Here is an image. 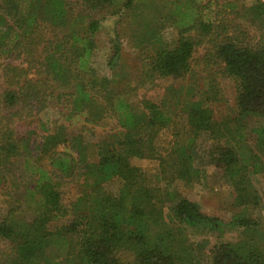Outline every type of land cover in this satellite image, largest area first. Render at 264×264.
<instances>
[{
  "label": "trees",
  "instance_id": "1",
  "mask_svg": "<svg viewBox=\"0 0 264 264\" xmlns=\"http://www.w3.org/2000/svg\"><path fill=\"white\" fill-rule=\"evenodd\" d=\"M135 1L0 0V57L20 61L0 64V187L5 199L18 202L14 197L21 189L17 174L29 176L34 186L27 197L36 212L30 222H17L14 208L0 217V264H47L46 253L53 246L63 248L65 260L75 264H200L198 244L189 240L186 228L213 231L217 220L182 198L177 187H189L201 178L195 167L201 142L207 144L203 154L208 166L232 187L236 205L247 207L256 200L246 175L249 162L240 165L231 141L243 140L249 130L264 153V44H242L227 34L226 26L215 25L204 13L218 0H207L205 12L189 0L185 11L177 8L170 15L177 35L170 43L156 41L154 49L142 53L137 78H125L117 90L114 81L92 65L96 35L106 10L119 9L112 13L118 14L120 7L130 10ZM248 11L255 19L264 17V0ZM205 43L211 45L207 60L222 65L217 79L235 87V136L213 120L209 104L219 101L221 94L212 79L204 100L182 106L175 96L171 104L181 103L179 112L165 102L137 97L161 79L189 76L193 54ZM111 45L107 65L113 71L121 55L117 33ZM30 73L40 78L34 80ZM52 98L66 122L80 115L93 127L114 120L109 140L93 145L88 153L91 144L83 145L81 137L65 134L66 126L57 125L43 138L33 163L23 152L15 127L45 111ZM165 128L171 131L170 149L158 156L159 172L151 180L130 161L153 157L154 140ZM60 145L76 156L54 155L45 169L41 161ZM67 179L80 182L79 195L69 204L64 203L61 190ZM113 182L119 187L112 192ZM167 206L170 222L164 215ZM238 225L255 227L256 223L243 219ZM209 254L210 264H264L262 252L242 244L213 245Z\"/></svg>",
  "mask_w": 264,
  "mask_h": 264
},
{
  "label": "rangeland",
  "instance_id": "2",
  "mask_svg": "<svg viewBox=\"0 0 264 264\" xmlns=\"http://www.w3.org/2000/svg\"><path fill=\"white\" fill-rule=\"evenodd\" d=\"M191 1V0H190ZM207 0H193L196 9L204 10L203 4ZM258 0H218L212 1L204 14L211 16L215 25L226 26L227 34L231 37L239 38L242 44L251 46H262L264 44V17L255 19L248 9L257 3ZM262 1V0H261ZM189 0H136L130 10L112 14L116 11L110 8L105 11V21L101 23V29L96 35V49L92 58V65L98 73L108 76L114 81L117 90L122 88L123 80L126 78L135 80L140 73V55L155 48V43H170L177 35L175 27L171 23L170 15L177 8L185 11ZM199 13V11H198ZM156 30V35H153ZM115 33L118 34L121 44V55L118 66L115 70L108 68V62L112 54L111 40ZM226 34L223 35L225 37ZM154 37V38H153ZM220 38L219 40L223 39ZM218 40L217 38H215ZM211 53V45L205 43L196 48L190 66L191 73L184 79H161L155 86L146 91L137 93V97H143L155 103L162 101L167 105H172L173 98L178 95L182 104L174 106L175 112L181 111L186 101L197 102L199 98L206 99L208 95L209 80H214L220 90L221 99L209 104L214 122L225 125V128L233 135L234 120L237 117L235 107V87L227 80L217 79V73L222 69V65L217 60L208 61ZM20 61L0 57V64L18 65ZM32 79L40 76L29 74ZM211 80V81H212ZM2 77L0 71V95L2 92ZM137 98V99H138ZM136 99V100H137ZM135 100H132L134 102ZM175 101V99H174ZM48 108L36 117L21 122L15 127L16 138L22 146L23 152L32 158L35 163L43 144V138L52 133L57 125H65V134L81 137L80 143L88 146L90 153L93 145L109 140L111 132H114L115 121L106 122V126H91L84 122L85 116H77L66 122L60 118L58 111L60 107L54 98L47 103ZM182 105V106H180ZM253 126V124H248ZM83 128V129H82ZM87 128L88 130H84ZM246 138L243 140H232L240 165L248 161L246 175L249 183L257 195L256 200L247 207L236 205L235 194L232 187L226 185L219 177L218 173L211 166H208L204 157V150L207 144L201 142L197 147L195 156V167L200 169L201 178L185 187L178 184V192L182 198L195 202L201 212L206 216L217 220L218 227L213 231L207 228L190 229L186 228L189 240L198 244L196 255L200 264H210L209 249L213 245L219 244H242L246 249L258 250L264 254V153L256 145L255 135L249 130L245 132ZM171 131L165 128L160 131L154 140L157 151L151 158L131 159V164L139 167L151 180L159 172L158 156H164L170 149ZM60 153H71L64 145L56 147L47 154L41 161L45 169L50 168L51 158ZM53 154V155H52ZM21 189L14 197L18 200L5 199L2 196L0 187V217L5 215L10 208H14L17 222H30L36 215L34 203L28 199L27 193L33 188V180L25 174H17ZM79 181L71 179L64 180L61 185L65 204L76 200L79 195ZM1 186V185H0ZM119 185L113 182L109 189L116 191ZM170 207L164 208V215L167 222L170 216ZM248 220L256 223L255 227H242L238 225L239 220ZM62 221L59 222V224ZM58 224V222L56 223ZM53 224L51 229L54 227ZM171 227L177 224L169 223ZM179 228V225L177 226ZM203 247V248H201ZM2 246L0 245V249ZM47 264H75L71 260H65L64 249L53 246L46 253Z\"/></svg>",
  "mask_w": 264,
  "mask_h": 264
}]
</instances>
